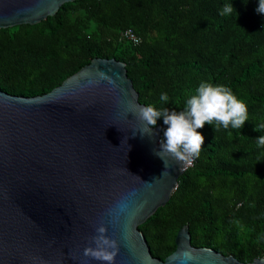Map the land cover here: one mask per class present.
I'll return each instance as SVG.
<instances>
[{"label": "trees", "instance_id": "trees-1", "mask_svg": "<svg viewBox=\"0 0 264 264\" xmlns=\"http://www.w3.org/2000/svg\"><path fill=\"white\" fill-rule=\"evenodd\" d=\"M232 3L229 16L219 15ZM258 0H74L35 24L0 28V89L32 97L96 57L125 63L138 100L182 111L202 81L229 86L248 106L242 129H198V158L139 230L164 260L187 225L191 245L241 262L264 257V14ZM132 29L139 41L122 37ZM166 92L169 101H160ZM163 135V117L156 126ZM231 133V135H229Z\"/></svg>", "mask_w": 264, "mask_h": 264}, {"label": "water", "instance_id": "water-1", "mask_svg": "<svg viewBox=\"0 0 264 264\" xmlns=\"http://www.w3.org/2000/svg\"><path fill=\"white\" fill-rule=\"evenodd\" d=\"M70 1L0 0V28ZM138 97L125 63L99 57L42 95L0 89V264H103L83 256L101 219L120 243L114 264H264L191 245L187 225L164 260L151 255L139 225L169 200L186 162L165 157V169L154 154L161 126L154 138L138 131Z\"/></svg>", "mask_w": 264, "mask_h": 264}, {"label": "clouds", "instance_id": "clouds-1", "mask_svg": "<svg viewBox=\"0 0 264 264\" xmlns=\"http://www.w3.org/2000/svg\"><path fill=\"white\" fill-rule=\"evenodd\" d=\"M234 11L236 12L232 3L225 4L220 9L219 15L229 16ZM256 11L264 14V0H258ZM159 99L167 103L169 96L164 92L160 94ZM132 113L142 122V127L138 131L142 136L147 135L149 138L155 137L156 133L153 129L158 119L163 117V123L167 125V128L163 132V139L159 142V149H154V154L164 161L165 169L167 167L165 157L178 162H191L199 157L205 137L198 129L203 128L205 124L214 125L215 131L221 126L224 129L229 127L242 129L249 118L247 104L238 98L229 86L216 85L207 81L199 84L186 100L182 111H170L168 108L157 109L153 105H148L139 107ZM261 129H264V124L254 126V131ZM256 139L258 147L264 146V135ZM118 208L120 213L127 211V205L123 202L118 205ZM118 219L117 215L108 223L115 224ZM94 233L88 238L89 243L83 249V256L101 261L103 264H114L120 243L108 235V224L103 219L94 226ZM122 238L127 239L126 231ZM73 259L76 257L73 256Z\"/></svg>", "mask_w": 264, "mask_h": 264}, {"label": "built area", "instance_id": "built-area-1", "mask_svg": "<svg viewBox=\"0 0 264 264\" xmlns=\"http://www.w3.org/2000/svg\"><path fill=\"white\" fill-rule=\"evenodd\" d=\"M122 37L125 38V39H128V40L132 41L133 43H137L139 41L138 36L130 28L125 29L122 32ZM161 139H163L162 132H161L160 138L158 139V143L160 142ZM192 162H193V160L191 162H188V165H186V167L189 166V165H191Z\"/></svg>", "mask_w": 264, "mask_h": 264}, {"label": "bare ground", "instance_id": "bare-ground-1", "mask_svg": "<svg viewBox=\"0 0 264 264\" xmlns=\"http://www.w3.org/2000/svg\"><path fill=\"white\" fill-rule=\"evenodd\" d=\"M188 165V162L185 163V166Z\"/></svg>", "mask_w": 264, "mask_h": 264}]
</instances>
